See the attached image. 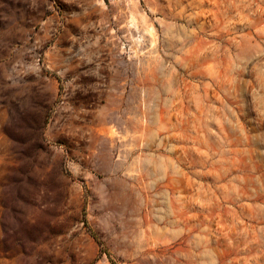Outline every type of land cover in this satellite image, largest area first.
I'll return each mask as SVG.
<instances>
[{
  "label": "rangeland",
  "instance_id": "obj_1",
  "mask_svg": "<svg viewBox=\"0 0 264 264\" xmlns=\"http://www.w3.org/2000/svg\"><path fill=\"white\" fill-rule=\"evenodd\" d=\"M0 264H264V0H0Z\"/></svg>",
  "mask_w": 264,
  "mask_h": 264
}]
</instances>
